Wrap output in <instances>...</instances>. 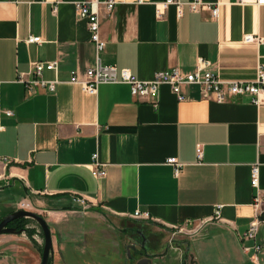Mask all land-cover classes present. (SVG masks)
<instances>
[{
    "label": "crops",
    "instance_id": "obj_1",
    "mask_svg": "<svg viewBox=\"0 0 264 264\" xmlns=\"http://www.w3.org/2000/svg\"><path fill=\"white\" fill-rule=\"evenodd\" d=\"M80 1L0 0V110L11 112L0 116V205L6 215L27 207L46 217L48 264L62 260L63 243L91 252L88 240L106 229L123 232V245L134 246L150 264H264V225L257 230L255 259L242 251L251 243L241 240L253 216L249 168L255 163L264 192V87L258 104L248 96L216 104L200 98L195 86L182 88L185 98L177 102L165 85L155 98L140 101L121 84L100 85L91 96L67 83L71 74L82 78L96 59L149 81L172 68L187 74L198 58L223 82H252L256 65L264 69V47L242 40L264 39V6L201 0L219 4L215 20L205 9L183 7L177 16L173 6L157 19L154 4L162 0H115L110 12L99 13L105 45L95 53L75 11ZM29 36L41 42L26 44ZM52 61L56 72L42 78L58 80L53 93H28L15 82L29 78L32 62ZM93 155L102 178L91 175ZM167 158L180 164L177 175ZM73 197L85 206L73 204ZM136 211L148 219L132 220ZM127 222L131 228H123ZM174 227H198L183 250L170 243ZM0 247V264H27L22 257L31 249L28 264H39L24 236L0 235Z\"/></svg>",
    "mask_w": 264,
    "mask_h": 264
},
{
    "label": "built area",
    "instance_id": "obj_2",
    "mask_svg": "<svg viewBox=\"0 0 264 264\" xmlns=\"http://www.w3.org/2000/svg\"><path fill=\"white\" fill-rule=\"evenodd\" d=\"M42 3L43 0H41ZM142 0H135L134 4H141ZM117 4L115 0H82L74 5L77 16L85 21L86 30L89 35V42L93 45L95 53L100 52L105 43L99 38V13L102 10L110 12L113 6ZM236 4L264 6V0H237ZM154 15L160 19L164 11L173 6L177 16L182 13L183 7L189 12H198L205 9L209 12L212 19L218 16L219 4L210 5L205 4L201 0H187L180 2L178 0H162L154 4ZM244 43H254L264 47V39L253 38L251 36H244ZM38 37L29 36L26 44L40 43ZM211 64L198 58L196 60L194 69L187 73L181 74L177 69H168L159 71L153 74L149 81H140L136 79L127 69H117L113 66H102L96 59L94 66L84 70L82 78H78L75 74H71L67 83L77 86L81 92L87 95H95L97 87L100 85H115L121 84L127 87L129 96L133 99L144 101L147 99L155 98L160 86H168L171 93L175 96L177 102L184 100V95L181 92L182 88L195 86L198 89L200 98L210 100L216 104L226 103L227 101L240 97H250V102L258 104L259 96L264 87V69L261 63L256 65L255 75L252 82H223L211 72ZM57 62H32L29 67V78L25 79L22 76H17L15 82L21 84L28 93H32L35 89L39 88L48 93H53L56 86L59 84L56 78L45 80L42 74L45 72H56ZM155 106V105H153ZM11 117V112L1 111L0 116ZM2 128L0 127V130ZM196 157H201L200 147L197 146ZM7 160L2 159L1 162L5 163ZM90 172L95 178H102L104 170L99 167L96 162V155L91 158ZM165 165L172 168L174 175H177L180 170V164L176 162L175 158H167ZM249 185L255 190V195L252 201L253 216L249 221L245 231L241 236L242 241L250 242V246H245L242 251L245 254L251 253L253 259L260 250V245L256 243L257 230L260 225H264V192L258 188V164L255 163L249 168ZM71 202L77 206L84 207L85 201L79 197H73ZM130 218L132 220H147L146 213L134 212ZM215 219H218V212H215ZM175 230L174 234H184L191 236L197 232V228H172Z\"/></svg>",
    "mask_w": 264,
    "mask_h": 264
},
{
    "label": "rangeland",
    "instance_id": "obj_3",
    "mask_svg": "<svg viewBox=\"0 0 264 264\" xmlns=\"http://www.w3.org/2000/svg\"><path fill=\"white\" fill-rule=\"evenodd\" d=\"M33 207V206H32ZM27 211H30L32 213L38 214L43 219L46 217L39 214L36 210H33L32 208H23L18 207ZM17 208V209H18ZM8 209L4 208L2 205H0V217H4L7 213ZM29 220V219H27ZM33 223L34 229H32L31 237L27 238L29 240V244L33 245V248L35 252H37L38 255V263L40 261V254H41V248H42V237L40 230L35 222L32 220H29ZM80 223V222H79ZM48 225V224H47ZM115 227L120 228V222L114 223ZM131 228L132 224L130 222L124 223L123 228ZM134 228V226H133ZM136 228V227H135ZM125 233V232H124ZM65 233L60 232L59 237L64 235ZM112 235V236H109ZM128 234L133 235V238H136V235L133 234L132 231H128ZM106 235V236H105ZM177 237H171L170 243L174 245H178L182 250L184 249V243L188 241V236L184 234H177ZM68 236H71L68 234ZM122 236L123 232L116 233L115 231H108L106 229V232L101 236L100 233H96L93 239H89L88 241L93 242L92 250L89 252L88 250H84L83 252H80L78 249H74L73 246H65V243H63L62 248L60 250L62 260L58 261L59 264H86L89 262L90 264H133L137 258L138 253L137 249L133 246L132 248L128 249L123 245L122 242ZM131 236L127 238L128 243L134 244V239ZM163 242L166 240V237L163 236ZM17 242H13V245H17ZM141 243L143 241L141 240ZM198 245V244H197ZM201 247V245H198ZM2 247H0L1 249ZM32 249L29 251V253L32 255ZM26 250V253L23 255L22 259H25V262L29 263V254ZM5 255H9L8 252H5ZM213 257L209 258L212 259ZM207 259V257H206ZM1 264H14L13 260H4Z\"/></svg>",
    "mask_w": 264,
    "mask_h": 264
},
{
    "label": "water",
    "instance_id": "obj_4",
    "mask_svg": "<svg viewBox=\"0 0 264 264\" xmlns=\"http://www.w3.org/2000/svg\"><path fill=\"white\" fill-rule=\"evenodd\" d=\"M19 219L32 220L38 226L42 236V248H41L39 264H48L49 258L52 253L50 232L47 224L38 214L32 213L30 211L21 208L14 210L13 212L7 214L6 216L0 219V235H17L19 231L7 227V225L10 222ZM133 264H150V260L146 257L145 254L141 253ZM190 264H192V262H190Z\"/></svg>",
    "mask_w": 264,
    "mask_h": 264
},
{
    "label": "flooded vegetation",
    "instance_id": "obj_5",
    "mask_svg": "<svg viewBox=\"0 0 264 264\" xmlns=\"http://www.w3.org/2000/svg\"><path fill=\"white\" fill-rule=\"evenodd\" d=\"M25 220L26 221H24L22 223H12L11 226H7V227L13 228L16 231H19V233L17 235H21V236H24L25 238H29V237H31V234H32L31 230L34 229V226H33V223L31 221H29L27 219H25ZM137 253H138V257H139V255L142 252H137Z\"/></svg>",
    "mask_w": 264,
    "mask_h": 264
},
{
    "label": "trees",
    "instance_id": "obj_6",
    "mask_svg": "<svg viewBox=\"0 0 264 264\" xmlns=\"http://www.w3.org/2000/svg\"><path fill=\"white\" fill-rule=\"evenodd\" d=\"M24 221H26V220L25 219L15 220V221L10 222L7 226H11L12 223H22Z\"/></svg>",
    "mask_w": 264,
    "mask_h": 264
}]
</instances>
